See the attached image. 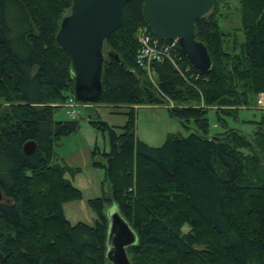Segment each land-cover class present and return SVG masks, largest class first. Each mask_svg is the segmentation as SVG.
<instances>
[{
  "label": "trees",
  "instance_id": "16d2710c",
  "mask_svg": "<svg viewBox=\"0 0 264 264\" xmlns=\"http://www.w3.org/2000/svg\"><path fill=\"white\" fill-rule=\"evenodd\" d=\"M70 2L0 0V264H111L104 203L114 205L135 234L126 249L130 264H264L259 150L232 128L208 136L203 111L215 106L225 126L220 113L250 106L264 92V0H237L240 38L222 29L224 1L212 0L194 21L209 69L198 72L175 46L174 64H151L153 83L134 61L142 0L123 5L121 25L103 40L101 89L93 103L121 111L126 121L114 130L89 120L107 129L110 144L100 153L104 161L95 163L104 169L109 193L90 201L100 210L93 225H71L63 217L62 202L79 191L65 176L75 170L53 161L52 152L53 141L78 125L74 118L52 119L58 103L74 97L68 56L55 42ZM166 100L173 104L169 115L185 128L192 121L199 133L167 135L159 146L135 139L134 107ZM255 123L253 136L264 151V115ZM27 140L35 145L30 154L22 151Z\"/></svg>",
  "mask_w": 264,
  "mask_h": 264
},
{
  "label": "rangeland",
  "instance_id": "374dc122",
  "mask_svg": "<svg viewBox=\"0 0 264 264\" xmlns=\"http://www.w3.org/2000/svg\"><path fill=\"white\" fill-rule=\"evenodd\" d=\"M221 1L222 3L224 1V5L220 8V25L222 29L227 32L236 31L237 37L240 38L241 32L238 30L240 19L237 12V0ZM101 52L106 54L103 42ZM142 71L143 77L153 83L155 75L151 70ZM195 89L197 88L195 87ZM69 97L63 102L58 103L59 107L52 111V119H72L62 105ZM259 97H263V92H258L255 95L254 102L250 106H238L232 114L220 113L225 126H222L217 121L215 106H206L205 116L208 124V136H217L224 129L228 128L236 130L249 140L254 151L259 150V156L264 165V151L260 150L253 136V130H255L256 126L255 122L260 120L261 115H264V109L257 106L256 101ZM1 106L7 107V104H1ZM172 106L173 104L169 100L157 105L135 106L133 114V134L135 139L149 146H159L167 135L184 137L189 133H199V129L192 121H189L185 128L175 117L170 116L167 110ZM199 106L205 107L202 104H199ZM77 114L74 118L78 122L77 128L73 132L60 135L53 141L52 152L55 156L53 161L67 164L75 170L71 173H66L65 176L79 191L78 197L62 202L61 212L63 217L71 225L77 222L93 225L100 210L93 207L90 201L109 193V183L105 178L104 169L95 163H102L104 161L100 153L107 151L110 148V144L107 129L100 130L90 123L89 120L101 121L108 127L119 130V127L124 125L126 116L121 111H114L110 106L97 103H86V105L78 108ZM258 150L256 151L257 154ZM242 151L244 153L248 152L246 149H242ZM110 206L114 205L104 203L102 206L105 215ZM187 229V225L181 227V231L183 232H186Z\"/></svg>",
  "mask_w": 264,
  "mask_h": 264
},
{
  "label": "water",
  "instance_id": "95a60500",
  "mask_svg": "<svg viewBox=\"0 0 264 264\" xmlns=\"http://www.w3.org/2000/svg\"><path fill=\"white\" fill-rule=\"evenodd\" d=\"M55 33V42L69 59L74 98L93 103L101 89L102 42L123 19L128 0H70ZM212 0H142L144 24L161 40H176L190 65L198 72L210 67L202 42L195 38L194 21L211 8ZM205 111V110H203ZM35 148L32 140L22 145L24 154ZM1 199V193H0ZM105 258L111 264H130L126 249L135 243V234L114 206L106 212Z\"/></svg>",
  "mask_w": 264,
  "mask_h": 264
},
{
  "label": "built area",
  "instance_id": "2783aa9c",
  "mask_svg": "<svg viewBox=\"0 0 264 264\" xmlns=\"http://www.w3.org/2000/svg\"><path fill=\"white\" fill-rule=\"evenodd\" d=\"M135 36L138 43L134 57L136 65L148 71L153 62H160L164 59L174 64L173 54L175 46H177L176 40H161L155 37L145 24L137 27ZM256 102L258 107L264 109V92L263 97H259ZM62 105L66 113L71 118H75L78 115V108L86 105V103L79 102L70 96Z\"/></svg>",
  "mask_w": 264,
  "mask_h": 264
}]
</instances>
